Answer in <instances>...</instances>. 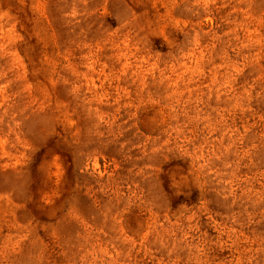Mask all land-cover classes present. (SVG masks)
I'll return each instance as SVG.
<instances>
[{"label":"rangeland","instance_id":"rangeland-1","mask_svg":"<svg viewBox=\"0 0 264 264\" xmlns=\"http://www.w3.org/2000/svg\"><path fill=\"white\" fill-rule=\"evenodd\" d=\"M0 264H264V0H0Z\"/></svg>","mask_w":264,"mask_h":264}]
</instances>
